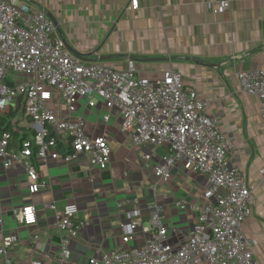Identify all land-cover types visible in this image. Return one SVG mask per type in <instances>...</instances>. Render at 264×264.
Segmentation results:
<instances>
[{
	"label": "crops",
	"instance_id": "obj_1",
	"mask_svg": "<svg viewBox=\"0 0 264 264\" xmlns=\"http://www.w3.org/2000/svg\"><path fill=\"white\" fill-rule=\"evenodd\" d=\"M33 9L42 7L56 22V32L67 52L81 64L102 63L126 71L132 62L140 77L156 79L169 67L181 77L183 87L192 88L208 104L231 142L229 166H237L252 187L253 205L242 227L245 237L257 241L254 259L264 264V123L260 102L242 92L236 80L240 71H264V0H138V9H125L130 0H20ZM219 1H228V10L214 14ZM108 57L106 60H100ZM89 107L85 98L76 103L89 136H105L110 144L105 170L92 167L87 157L71 162H32L39 178L50 189L28 194L24 167L4 169L0 162V201L4 212L3 231L17 239L12 256L16 264L30 260L53 261L58 251L55 213L49 209L64 204L78 207L77 222L83 223L79 236L70 243V264H88L94 259L127 247H139L149 227V206L161 209L162 223L173 246L183 244L206 205L203 193L209 184L182 162L167 182L155 183L153 168L168 155L166 147H136L130 134L121 130L116 111L107 122L102 102L94 98ZM61 117L65 107L51 106ZM9 120L16 145L29 121L22 108ZM143 156H149L145 161ZM26 167L29 163H25ZM155 185V190L151 188ZM180 204V205H178ZM33 206L37 221L31 226L18 224L12 209ZM138 210L140 223L132 241L122 243V226L132 222L127 213Z\"/></svg>",
	"mask_w": 264,
	"mask_h": 264
},
{
	"label": "built area",
	"instance_id": "obj_2",
	"mask_svg": "<svg viewBox=\"0 0 264 264\" xmlns=\"http://www.w3.org/2000/svg\"><path fill=\"white\" fill-rule=\"evenodd\" d=\"M228 1H219L214 14L228 10ZM138 0H130L125 11H136ZM33 9L20 0H0V116L11 108H22L29 124L16 145L9 132H0V162L4 169L24 167L30 196L50 189L42 182L32 162L68 163L82 155L89 164L105 170L109 164L110 144L105 136H89L84 121L75 117L76 103L85 98L93 107L99 99L106 114L116 111L121 130L130 134L136 147H166L168 155L153 168L157 182H167L171 171L182 162L194 174L206 178L209 187L203 193L207 201L185 242L173 246L162 223L161 209L149 206V227L139 247H127L94 259L88 264H259L253 250L257 241L247 238L242 227L251 214L252 187L237 166H229L231 142L219 122L207 114L208 104L192 88L183 87L181 77L167 68L156 79L140 77L129 62L126 71H117L102 63L81 64L70 55L42 7ZM236 80L243 93L256 98L264 123V71H240ZM17 101V106L12 105ZM61 103L66 116L51 109ZM145 161L149 156H143ZM29 166L26 167L25 163ZM264 176V170L261 171ZM155 185L151 188L155 190ZM180 205V204H178ZM55 213L58 251L51 262L30 260L29 264H70V243L79 236L78 207L64 204ZM14 220L24 226L36 224L33 206L12 209ZM129 220L140 217L138 210L127 213ZM134 218V219H133ZM4 212L0 201V264H16L12 252L16 237L3 231ZM140 223L122 226V243L132 241Z\"/></svg>",
	"mask_w": 264,
	"mask_h": 264
},
{
	"label": "trees",
	"instance_id": "obj_3",
	"mask_svg": "<svg viewBox=\"0 0 264 264\" xmlns=\"http://www.w3.org/2000/svg\"><path fill=\"white\" fill-rule=\"evenodd\" d=\"M15 115V112H7L5 116H0V132L5 131L9 132L14 138L15 133L13 131V128L11 127V124L9 123V120L13 118Z\"/></svg>",
	"mask_w": 264,
	"mask_h": 264
},
{
	"label": "water",
	"instance_id": "obj_4",
	"mask_svg": "<svg viewBox=\"0 0 264 264\" xmlns=\"http://www.w3.org/2000/svg\"><path fill=\"white\" fill-rule=\"evenodd\" d=\"M47 17L50 19V21L52 22V24L54 26H56V22H55L54 18L50 14H48ZM106 59H108V57H102L100 60L102 61V60H106Z\"/></svg>",
	"mask_w": 264,
	"mask_h": 264
},
{
	"label": "rangeland",
	"instance_id": "obj_5",
	"mask_svg": "<svg viewBox=\"0 0 264 264\" xmlns=\"http://www.w3.org/2000/svg\"><path fill=\"white\" fill-rule=\"evenodd\" d=\"M17 101H14V104H12V105H16L17 106ZM174 170V169H173ZM173 170L171 171V173L173 172ZM162 217V216H161Z\"/></svg>",
	"mask_w": 264,
	"mask_h": 264
}]
</instances>
